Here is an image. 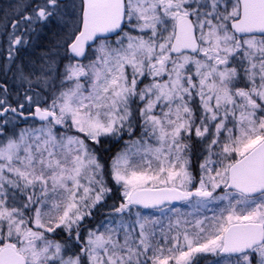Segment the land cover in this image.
I'll list each match as a JSON object with an SVG mask.
<instances>
[{"label": "snow or ice", "instance_id": "obj_1", "mask_svg": "<svg viewBox=\"0 0 264 264\" xmlns=\"http://www.w3.org/2000/svg\"><path fill=\"white\" fill-rule=\"evenodd\" d=\"M0 58V264H264V0H17Z\"/></svg>", "mask_w": 264, "mask_h": 264}, {"label": "rangeland", "instance_id": "obj_2", "mask_svg": "<svg viewBox=\"0 0 264 264\" xmlns=\"http://www.w3.org/2000/svg\"><path fill=\"white\" fill-rule=\"evenodd\" d=\"M17 3V0H0V28H2V25L6 22V17L11 16L12 15V11L13 8L15 7ZM54 39V37L51 35V33H49L47 40H52ZM0 63H2V58H0ZM125 139H128V137H125ZM122 143V142H121ZM119 145H116L115 147L112 148V152L108 153L104 156V162L107 164L108 163V158L110 155L114 154L116 151L119 150ZM194 167H196L195 161L193 164V171L194 174H197V169L195 170ZM113 187V196H117L118 192L116 191V186L115 185H110ZM111 200H109V204H111ZM169 207H174V208H180L181 211L183 212H187L190 211L188 205L184 204L183 202L179 205H174V206H170ZM141 211L145 214H152V215H160V213L155 210V209H149V210H144L141 209ZM207 215H211V212L206 213ZM205 264H211V260L206 261Z\"/></svg>", "mask_w": 264, "mask_h": 264}, {"label": "flooded vegetation", "instance_id": "obj_3", "mask_svg": "<svg viewBox=\"0 0 264 264\" xmlns=\"http://www.w3.org/2000/svg\"><path fill=\"white\" fill-rule=\"evenodd\" d=\"M194 169L196 170L197 168L194 167ZM181 203H182V202H180V203H178V204H171L170 206L179 205V204H181ZM144 210H149V209H144Z\"/></svg>", "mask_w": 264, "mask_h": 264}, {"label": "water", "instance_id": "obj_4", "mask_svg": "<svg viewBox=\"0 0 264 264\" xmlns=\"http://www.w3.org/2000/svg\"><path fill=\"white\" fill-rule=\"evenodd\" d=\"M178 203H180V202H173L172 204H178Z\"/></svg>", "mask_w": 264, "mask_h": 264}, {"label": "trees", "instance_id": "obj_5", "mask_svg": "<svg viewBox=\"0 0 264 264\" xmlns=\"http://www.w3.org/2000/svg\"><path fill=\"white\" fill-rule=\"evenodd\" d=\"M47 39V38H46Z\"/></svg>", "mask_w": 264, "mask_h": 264}]
</instances>
